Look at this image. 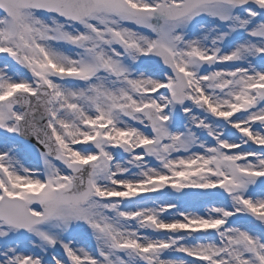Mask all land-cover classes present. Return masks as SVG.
Here are the masks:
<instances>
[{
    "label": "snow or ice",
    "instance_id": "6c2138e0",
    "mask_svg": "<svg viewBox=\"0 0 264 264\" xmlns=\"http://www.w3.org/2000/svg\"><path fill=\"white\" fill-rule=\"evenodd\" d=\"M0 62V264H264V0H0Z\"/></svg>",
    "mask_w": 264,
    "mask_h": 264
},
{
    "label": "rangeland",
    "instance_id": "374dc122",
    "mask_svg": "<svg viewBox=\"0 0 264 264\" xmlns=\"http://www.w3.org/2000/svg\"><path fill=\"white\" fill-rule=\"evenodd\" d=\"M83 243H84V245H86V246H91V241H83Z\"/></svg>",
    "mask_w": 264,
    "mask_h": 264
}]
</instances>
